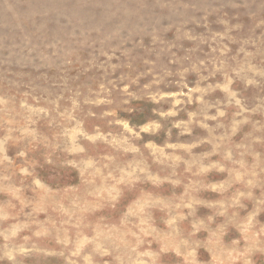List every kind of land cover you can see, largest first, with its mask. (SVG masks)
Returning a JSON list of instances; mask_svg holds the SVG:
<instances>
[{"label": "rangeland", "instance_id": "rangeland-1", "mask_svg": "<svg viewBox=\"0 0 264 264\" xmlns=\"http://www.w3.org/2000/svg\"><path fill=\"white\" fill-rule=\"evenodd\" d=\"M0 264H264V0H0Z\"/></svg>", "mask_w": 264, "mask_h": 264}]
</instances>
